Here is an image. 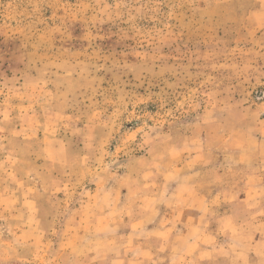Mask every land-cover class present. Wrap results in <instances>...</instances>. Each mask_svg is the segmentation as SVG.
I'll return each mask as SVG.
<instances>
[{"label":"rangeland","instance_id":"obj_1","mask_svg":"<svg viewBox=\"0 0 264 264\" xmlns=\"http://www.w3.org/2000/svg\"><path fill=\"white\" fill-rule=\"evenodd\" d=\"M171 177L254 186L264 215V0H0V264H44L33 218L122 187L141 217Z\"/></svg>","mask_w":264,"mask_h":264},{"label":"crops","instance_id":"obj_2","mask_svg":"<svg viewBox=\"0 0 264 264\" xmlns=\"http://www.w3.org/2000/svg\"><path fill=\"white\" fill-rule=\"evenodd\" d=\"M161 180L156 196L147 197L155 210L146 207L141 217L115 215L114 209L132 207L130 189L96 188L93 197L109 198L96 203L103 212L64 222L41 217L37 226L33 218L19 237L28 236V248L44 264H264V215L256 187L223 183L217 203L175 177ZM241 209L249 214L242 217ZM58 222L57 235L43 230V223Z\"/></svg>","mask_w":264,"mask_h":264}]
</instances>
